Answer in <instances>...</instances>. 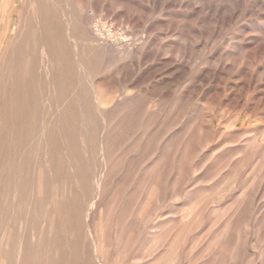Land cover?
Returning <instances> with one entry per match:
<instances>
[{
  "label": "rangeland",
  "instance_id": "rangeland-1",
  "mask_svg": "<svg viewBox=\"0 0 264 264\" xmlns=\"http://www.w3.org/2000/svg\"><path fill=\"white\" fill-rule=\"evenodd\" d=\"M178 1L0 0V264H264V0Z\"/></svg>",
  "mask_w": 264,
  "mask_h": 264
},
{
  "label": "bare ground",
  "instance_id": "bare-ground-1",
  "mask_svg": "<svg viewBox=\"0 0 264 264\" xmlns=\"http://www.w3.org/2000/svg\"><path fill=\"white\" fill-rule=\"evenodd\" d=\"M178 3L179 4H183V3H186L187 5H189L190 4V1H187V2H185V0H179L178 1ZM167 5H170L169 4V2H166V3H164V5H163V7H166ZM194 6V5H193ZM99 29V28H98ZM260 46V45H259ZM255 51H257V50H255ZM182 54L184 55V52L182 51ZM262 54V53H261ZM151 57H152V52L150 51V52H146L145 54H144V59L145 60H149V59H151ZM260 60H261V57H260ZM259 60V61H260ZM263 60V59H262ZM258 62V61H257ZM216 64V63H215ZM234 64V63H233ZM167 67H169V71L170 72H172V73H175V74H179V73H183L184 71H185V66H183V65H181V64H176V65H170V63L169 64H167L166 65ZM164 69V68H163ZM160 70V69H159ZM209 73H211L212 74V76L213 77H216V75H218V72L217 71H209ZM222 77V76H221ZM205 79V78H204ZM257 81V80H256ZM255 81V82H256ZM130 83V82H129ZM259 83V82H258ZM256 86V85H255ZM261 89H263V88H261ZM259 90V89H258Z\"/></svg>",
  "mask_w": 264,
  "mask_h": 264
}]
</instances>
